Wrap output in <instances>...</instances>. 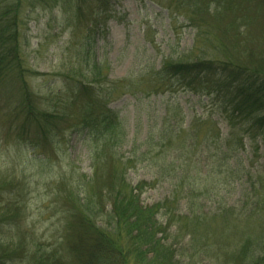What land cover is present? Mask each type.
Listing matches in <instances>:
<instances>
[{"label": "rangeland", "instance_id": "374dc122", "mask_svg": "<svg viewBox=\"0 0 264 264\" xmlns=\"http://www.w3.org/2000/svg\"><path fill=\"white\" fill-rule=\"evenodd\" d=\"M83 2L78 7L71 0H43L32 6L21 0L18 34L31 74L27 88L42 103L63 92L67 78L88 74L81 59L89 48L88 66L97 62L102 74L97 88L103 92L110 86L108 108L120 121L115 160L125 162L132 186L150 183L140 202L152 205L176 197L180 203L170 205L183 212L178 217H190L184 210L192 204L203 205L210 215L198 222L183 220L195 248L187 244L190 236L170 239L177 250L187 244L179 264H235L237 247L264 235V135L227 117L213 96L195 94L173 80L171 88H158L153 76L167 60L208 54V38L202 36L207 31L225 42L223 20L203 13L198 21L209 24L198 35L153 0H109L108 10L99 6L94 12L90 0ZM260 38L251 37L249 52L264 64ZM17 87H9L11 93ZM8 98L0 95V258L8 253L12 264H35L32 254L39 250L37 257L52 251L71 262L62 244L66 207L61 193L66 187L58 182L91 176V136L65 126L48 139L39 137L36 146L10 132L17 124L9 115L13 106ZM8 202L17 204L20 215H14L12 205L11 210L1 208ZM232 206L233 213L211 217L214 210L219 214ZM158 218L165 223V216Z\"/></svg>", "mask_w": 264, "mask_h": 264}, {"label": "trees", "instance_id": "16d2710c", "mask_svg": "<svg viewBox=\"0 0 264 264\" xmlns=\"http://www.w3.org/2000/svg\"><path fill=\"white\" fill-rule=\"evenodd\" d=\"M26 1L33 6L43 0ZM71 1L79 7L85 0ZM90 1L91 12L97 11L99 6L103 11L108 10L109 0ZM153 1L173 17H182L189 27L198 31V35L202 29L206 32L209 24L198 21L203 13L220 17L224 28L222 39L225 40H214L209 31L202 34L208 38L205 43L208 54L165 61L153 73L156 87L171 88L170 80H173L177 86L195 94L213 96L227 117L239 118L264 135V64L258 60L261 57L256 58L249 52L252 36L259 35V40H264V0ZM20 4L21 0H0V95H9L13 106V113L9 115L17 124L13 128L11 125L10 132L13 129L19 138H28L37 146L39 137L48 139L66 126L65 129L88 133L92 142L89 151L91 176L88 179L70 176L68 183L58 182L66 187L61 193L66 207L62 244L71 262H65L52 251L37 257V250L32 254L35 264H179L187 244L195 248L194 237L188 231L189 224L183 220L198 222L210 216L209 213L204 211L203 205L192 204V208L187 210L185 207L184 210L189 211L190 217H178L183 212L170 205V201H177L174 207L180 203L176 197L152 205L140 202L142 192L150 183L141 181L132 186L126 179L125 162L115 160L117 157L112 148L122 139L120 121L108 108L110 86L103 92L97 88V79L102 74L97 62L88 66L89 48H86V58L81 60L91 77L86 74L85 78L81 74L80 79L67 78L66 89L51 94L44 103L34 96L25 82L31 74L24 63L19 41ZM15 83L18 87L13 94L9 87ZM109 162L110 167L106 168ZM180 178L178 175L177 179ZM176 193L177 190L174 196ZM11 205L14 215H20L15 202H8L1 208L11 210ZM107 205L109 207L104 209ZM225 210L233 213L235 208H222L218 210L219 214L214 210L211 217H221ZM160 214L165 216L164 224L158 218ZM171 224L176 226L172 232L169 231ZM187 236L190 240L179 250L170 241L183 240ZM260 236L254 241L247 239L237 247L233 255L235 264H264V235ZM9 255L6 254L5 260L0 258V264H12Z\"/></svg>", "mask_w": 264, "mask_h": 264}]
</instances>
